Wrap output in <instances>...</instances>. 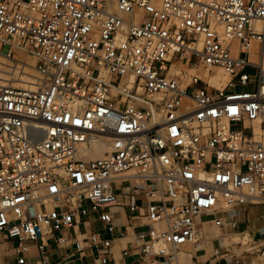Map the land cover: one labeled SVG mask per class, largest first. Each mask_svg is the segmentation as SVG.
<instances>
[{
	"label": "built area",
	"instance_id": "built-area-1",
	"mask_svg": "<svg viewBox=\"0 0 264 264\" xmlns=\"http://www.w3.org/2000/svg\"><path fill=\"white\" fill-rule=\"evenodd\" d=\"M5 48L38 73L0 83V235L20 252L91 212L113 232L130 180L148 200L133 230L145 264L172 260L155 245L192 242L201 218L237 230L264 209V0H0ZM92 141L111 150L79 158ZM99 245L106 262L112 241Z\"/></svg>",
	"mask_w": 264,
	"mask_h": 264
},
{
	"label": "crops",
	"instance_id": "crops-1",
	"mask_svg": "<svg viewBox=\"0 0 264 264\" xmlns=\"http://www.w3.org/2000/svg\"><path fill=\"white\" fill-rule=\"evenodd\" d=\"M135 186L139 188L137 193L133 191ZM143 187L135 184L134 180L117 183L118 204L109 209L114 219L113 232L104 229L98 213L91 212L87 216L79 215L72 227L47 232L37 242H27V252H20L17 240L2 233L0 264H20L18 259L22 256L25 258L23 264H145L133 234L136 225L148 221V200L143 194ZM130 204L138 208L131 211ZM237 221L239 228L234 230L230 227L218 228L209 218H201L196 231L198 239L192 243L193 250L189 248L190 264H264V238L254 240L255 246L242 249L237 239L241 232L249 228L243 216ZM250 222L249 227L252 220ZM123 233H126L124 237L121 236ZM92 235L97 242H92ZM105 239L112 241L106 262L98 253L99 243ZM239 250L243 251L237 252ZM167 261V258H162L163 264Z\"/></svg>",
	"mask_w": 264,
	"mask_h": 264
},
{
	"label": "bare ground",
	"instance_id": "bare-ground-1",
	"mask_svg": "<svg viewBox=\"0 0 264 264\" xmlns=\"http://www.w3.org/2000/svg\"><path fill=\"white\" fill-rule=\"evenodd\" d=\"M254 52L257 51L258 45L257 43L253 44ZM238 51V49H237ZM23 54V52H21ZM28 55L27 53H24ZM31 56V55H30ZM0 57L2 59H6L8 56V48H5L4 50L0 51ZM34 57V56H32ZM35 58V57H34ZM253 59H259L257 56L254 57ZM2 64H6L4 60H0V79H5V81H1L0 83H8L12 84L15 87H25L27 82H32L33 78L36 76H31L32 74V69L30 67H33L35 69L36 65V59L35 61L29 62V68H19L16 66L15 68H7L3 66ZM36 71V69H35ZM37 72V71H36ZM223 72V73H222ZM31 76V77H30ZM125 79L128 84H133L134 82V77L131 74H126ZM229 80V76L221 69H218V72L215 76H211L209 78V82L212 86L215 87H224ZM10 82V83H9ZM111 150V146L108 142L105 141H92L89 144H82L80 146V150L78 153V157L84 160H89V159H98L103 157L107 152ZM255 207H260V206H255ZM253 208V209H252ZM248 210L247 213V218L252 220V224L249 227V230L243 231L240 233V236L238 237L237 241L240 243L242 249L250 248L254 245V239L251 236V233L255 232V227L253 225H256L257 223H263L264 224V209L260 213L261 209L259 208H254L252 207ZM198 238L193 240L192 242L189 243H195ZM159 243H164L163 241L158 242ZM165 244V243H164ZM187 244V243H186ZM185 245V244H183ZM180 247V246H179ZM179 247L177 250L172 249V254H173V264H180V257H179ZM156 252L161 253L162 255L164 254H169L168 251H165V247H159V249ZM190 257V256H189ZM188 257V259H189ZM190 262V259H189Z\"/></svg>",
	"mask_w": 264,
	"mask_h": 264
},
{
	"label": "rangeland",
	"instance_id": "rangeland-1",
	"mask_svg": "<svg viewBox=\"0 0 264 264\" xmlns=\"http://www.w3.org/2000/svg\"><path fill=\"white\" fill-rule=\"evenodd\" d=\"M1 51V50H0ZM0 60H4L6 64H2L3 66L7 67V68H15L16 66H18L19 68L23 69V68H28V69H32V77L37 75V72L35 71V69L33 67L29 66V62L31 61H35V58L30 56V55H26V54H22L21 52H16V55L13 58H9L7 57L6 59H2L0 57ZM30 67V68H29ZM30 69V70H31ZM250 73H255L254 70L249 69L248 70ZM223 73V72H222ZM30 76V77H31ZM1 81H5V79H0ZM10 83V82H9ZM254 208H259L261 209L260 213L262 212L263 208L262 207H254ZM253 209V208H252ZM251 220L248 219L247 221V226L251 223ZM215 226V225H214ZM253 227H255V233H251L252 238L255 241H260L261 239L264 238V224L263 223H257L256 225H253ZM219 228V227H218ZM198 238L197 236L195 237V239ZM193 245L192 243H187L185 245H181L179 247V257H180V264H190L189 259H188V253H189V248H191L193 250ZM157 244L155 245V248H157ZM160 247H165V251H168L169 253L172 252V248L164 243H160ZM159 249V248H157ZM243 250H239L237 252H242ZM252 251V250H251ZM256 251V250H254ZM168 259V258H167ZM167 264H173V260H169L167 261ZM193 264V263H192Z\"/></svg>",
	"mask_w": 264,
	"mask_h": 264
}]
</instances>
